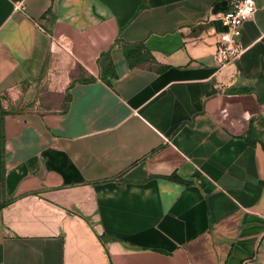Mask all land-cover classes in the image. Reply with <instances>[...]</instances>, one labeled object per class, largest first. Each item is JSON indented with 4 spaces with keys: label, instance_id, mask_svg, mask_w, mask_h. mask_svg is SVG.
<instances>
[{
    "label": "crops",
    "instance_id": "0c3cea01",
    "mask_svg": "<svg viewBox=\"0 0 264 264\" xmlns=\"http://www.w3.org/2000/svg\"><path fill=\"white\" fill-rule=\"evenodd\" d=\"M233 1L0 0V264H264V0L218 68Z\"/></svg>",
    "mask_w": 264,
    "mask_h": 264
},
{
    "label": "built area",
    "instance_id": "2783aa9c",
    "mask_svg": "<svg viewBox=\"0 0 264 264\" xmlns=\"http://www.w3.org/2000/svg\"><path fill=\"white\" fill-rule=\"evenodd\" d=\"M255 10L254 0H234L229 10L214 14V20H218L224 27V31L219 33L212 55V60L218 68L233 62L244 52V47L239 41L242 26Z\"/></svg>",
    "mask_w": 264,
    "mask_h": 264
},
{
    "label": "trees",
    "instance_id": "16d2710c",
    "mask_svg": "<svg viewBox=\"0 0 264 264\" xmlns=\"http://www.w3.org/2000/svg\"><path fill=\"white\" fill-rule=\"evenodd\" d=\"M114 44H118L120 46L124 58L130 68H133L144 61L152 60L151 52L144 46L143 43H125L116 40ZM98 64L101 69V79L109 81V78H114V67L111 60L110 51L100 54V56L98 57ZM177 179L180 180L179 178Z\"/></svg>",
    "mask_w": 264,
    "mask_h": 264
}]
</instances>
